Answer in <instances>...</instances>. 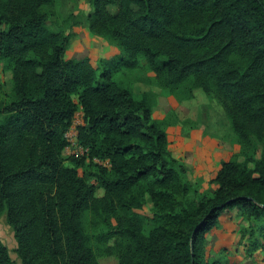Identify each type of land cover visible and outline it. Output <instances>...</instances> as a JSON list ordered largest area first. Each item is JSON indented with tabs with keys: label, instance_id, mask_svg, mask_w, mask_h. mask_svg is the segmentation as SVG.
I'll use <instances>...</instances> for the list:
<instances>
[{
	"label": "trees",
	"instance_id": "16d2710c",
	"mask_svg": "<svg viewBox=\"0 0 264 264\" xmlns=\"http://www.w3.org/2000/svg\"><path fill=\"white\" fill-rule=\"evenodd\" d=\"M54 1L0 0V62L13 83L0 102V217L21 264H205L206 235L233 209L260 249L264 0H88L85 26L115 47L108 60L65 57L80 22L69 15L51 30ZM136 71L171 105L196 91L214 100L243 160L222 159L209 181L193 185L169 150V123L153 119L156 94L136 95L116 78ZM78 109L77 144L101 197L86 181L85 158L61 159ZM175 123L184 131L190 121ZM0 264H13L1 240Z\"/></svg>",
	"mask_w": 264,
	"mask_h": 264
},
{
	"label": "rangeland",
	"instance_id": "374dc122",
	"mask_svg": "<svg viewBox=\"0 0 264 264\" xmlns=\"http://www.w3.org/2000/svg\"><path fill=\"white\" fill-rule=\"evenodd\" d=\"M52 12L53 19L47 22V26L51 30L57 29L54 23L63 25L64 18L69 15L76 16L80 22L78 26L72 29L73 36L65 54L67 59L79 60L90 57L92 59L108 60L114 57L116 54L115 47L108 40L93 36L85 26V17L92 12L88 0H55ZM5 68V63L0 62V102L2 103L8 100V95L13 86L11 73L8 70H4ZM144 76L143 72L136 71L133 74L119 73L116 75V78L123 86L131 87L135 94L138 95L141 92V87L143 89L149 88L145 83L135 80ZM153 88L158 91L157 94L155 93L158 102L153 110V119L167 120L169 124L165 127V130L170 138L178 130L180 136L187 139H190L192 132L198 131L200 140L193 141L197 145L195 149L197 151L202 146L211 147L209 148L210 155H215L214 162H210L211 169L222 159L243 160L237 136L233 133L222 108L214 100L208 99L200 91H196L193 100L182 103L173 102L174 105H171L165 91L156 87ZM171 107L174 108L172 109ZM171 109L176 119L169 114ZM177 119L190 121L189 124L185 125L184 131L175 123ZM83 125V114L78 109L65 132L69 137L67 139L68 146L62 151L61 159L64 165L70 166L75 159L85 158L86 181L94 186L96 196L101 197L103 191L98 187L94 176V169L92 166H89L88 158L84 152L80 151L78 144H71L75 141L77 142V138L75 136L70 137V130H77L78 135V127ZM261 152L262 148L258 146L255 158H260ZM189 156L191 164L188 179L193 185L203 184L205 181L202 178L194 176L197 171V156H194V154ZM94 161L100 164L98 160ZM208 188L210 191H214L217 185L211 184ZM240 213L238 209L229 211L222 217L217 228L206 235L203 247V262L205 264H264V239H262V233H259L261 248L255 251L249 246L248 238L243 236L240 230L242 227H247L246 223H241V219H239ZM0 240L7 247L13 264H21L15 252L16 242L13 232L6 223L5 215L0 217ZM99 264H116V261L114 258H101L99 259Z\"/></svg>",
	"mask_w": 264,
	"mask_h": 264
},
{
	"label": "crops",
	"instance_id": "0c3cea01",
	"mask_svg": "<svg viewBox=\"0 0 264 264\" xmlns=\"http://www.w3.org/2000/svg\"><path fill=\"white\" fill-rule=\"evenodd\" d=\"M149 90H151L152 92H154L156 94L158 92L154 88L150 89V87L149 88L146 87L145 89H143L141 87L140 93L147 92ZM195 95H196V93H195ZM160 99H162V98H160ZM161 106H163V105H161ZM158 119H161V118H158ZM179 133L180 132L178 130V131H176L175 135H172L171 138L169 137V139L171 141V144L169 146V150H170V152H172L171 153L172 156L185 165L186 169L188 170V172H187L188 177H189V172H190L189 169H190V164H191V158L189 155L194 154V156H197L196 157L197 171H196V174L194 176L202 178L205 182L209 181L210 180L209 178H211V175L218 168L220 160L218 161V164L211 169L210 168V162L211 163L214 162V159H215V155L214 156L210 155L211 152H210L209 148H211V147L210 146H202L197 151L195 149V147L197 145H195L194 142H196V140H200L199 132L198 131L192 132L190 139L183 138L182 136H180ZM222 217L219 219V223H220Z\"/></svg>",
	"mask_w": 264,
	"mask_h": 264
},
{
	"label": "built area",
	"instance_id": "2783aa9c",
	"mask_svg": "<svg viewBox=\"0 0 264 264\" xmlns=\"http://www.w3.org/2000/svg\"><path fill=\"white\" fill-rule=\"evenodd\" d=\"M70 134V137H72V136H75L76 138H77V130H70V132H69ZM65 138H66V140L69 138L66 134H65ZM67 142H68V140H67ZM71 144H73V145H76L77 144V142L75 141L74 143H71ZM79 149H80V151L83 153H85V150L82 148V147H80L79 146ZM101 165H104V164H102V163H100ZM104 166H106V164L104 165Z\"/></svg>",
	"mask_w": 264,
	"mask_h": 264
},
{
	"label": "water",
	"instance_id": "95a60500",
	"mask_svg": "<svg viewBox=\"0 0 264 264\" xmlns=\"http://www.w3.org/2000/svg\"><path fill=\"white\" fill-rule=\"evenodd\" d=\"M193 253H192V249H191V258H193V255H192Z\"/></svg>",
	"mask_w": 264,
	"mask_h": 264
}]
</instances>
